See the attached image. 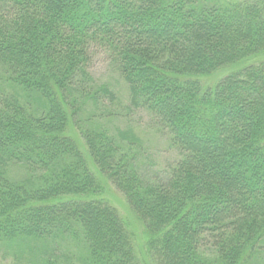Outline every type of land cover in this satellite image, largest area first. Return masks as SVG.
I'll return each instance as SVG.
<instances>
[{
	"label": "trees",
	"instance_id": "obj_1",
	"mask_svg": "<svg viewBox=\"0 0 264 264\" xmlns=\"http://www.w3.org/2000/svg\"><path fill=\"white\" fill-rule=\"evenodd\" d=\"M97 48L179 151L164 177L140 175L131 130L79 124L114 97L89 70ZM259 57L264 0H0V248L28 264H58L64 244L84 264H139L118 210L86 199L102 185L83 144L156 264H264V59L199 80Z\"/></svg>",
	"mask_w": 264,
	"mask_h": 264
},
{
	"label": "rangeland",
	"instance_id": "obj_2",
	"mask_svg": "<svg viewBox=\"0 0 264 264\" xmlns=\"http://www.w3.org/2000/svg\"><path fill=\"white\" fill-rule=\"evenodd\" d=\"M262 59L264 57L227 66L207 77H199V80L206 86L214 85L231 71ZM89 70L94 81L98 85L108 86L114 97H104L99 104L89 102L79 114V124L89 128L106 129L119 141L120 130H131L136 138L129 144L123 142L128 144L129 152L136 157L140 175L145 180H151L156 176L164 177L169 167L179 159V151L172 147L165 135L157 131L152 115L147 110L132 108L129 105L128 85L111 65L109 56L103 49L97 48L94 51ZM89 118H92L90 122ZM76 131L78 130L73 129V132ZM80 141L83 142L82 139ZM81 147L88 158L91 171L102 185L99 193L86 197V199H99L114 206L132 236L139 264H156L148 247V237L145 234L143 223L130 208L125 195L96 167L88 156L85 146L81 144ZM9 174L14 178H22L26 171L22 166L15 165L11 167ZM57 254L59 255L58 264H84L80 258V249L72 244L62 245L58 248ZM0 264H28V258L17 256L11 251L0 248Z\"/></svg>",
	"mask_w": 264,
	"mask_h": 264
}]
</instances>
